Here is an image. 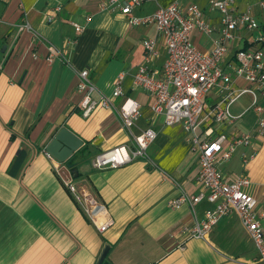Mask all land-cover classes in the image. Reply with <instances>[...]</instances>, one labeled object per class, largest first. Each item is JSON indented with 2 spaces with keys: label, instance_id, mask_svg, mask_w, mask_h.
Returning a JSON list of instances; mask_svg holds the SVG:
<instances>
[{
  "label": "crops",
  "instance_id": "0c3cea01",
  "mask_svg": "<svg viewBox=\"0 0 264 264\" xmlns=\"http://www.w3.org/2000/svg\"><path fill=\"white\" fill-rule=\"evenodd\" d=\"M108 1L0 0V264H253L256 249L235 213L221 219L207 240H186L180 232L191 225V213L186 206H170L178 191L159 170L142 159L117 169L92 167L96 155L128 145L130 137L110 111L97 108L82 117L74 71L59 58L46 61L50 45L66 49L73 67L87 69L104 94L109 95L118 74L125 73L123 92L140 105L134 132L156 131L150 158L188 194L201 191L198 151L190 147L187 152L184 131L164 126L161 117L152 115L147 94L131 91V76L143 61L142 41L155 37L154 28L130 27L118 9H104ZM148 4L153 3L143 4L133 14L147 15L162 6ZM58 5L56 19L46 22V15ZM24 17L37 38L18 30ZM72 23L83 31L77 33ZM201 39L195 36L192 43L208 51L210 40ZM234 46L230 45L231 51ZM157 51L150 66L155 72L166 59L162 38L157 39ZM249 106L236 102L232 113L244 115L232 127H216L215 133L234 129L252 133L255 115L244 121ZM62 128L78 137L82 146L67 162L58 163L49 160L44 149ZM253 146L238 147L229 161L218 166L228 181L248 176L252 184L247 191L256 198L257 209L264 211L260 188L264 139L253 140ZM253 150V159L244 165L241 155ZM64 182L104 204L113 226L99 233ZM209 207L200 203L199 217ZM261 225L264 229V220Z\"/></svg>",
  "mask_w": 264,
  "mask_h": 264
},
{
  "label": "built area",
  "instance_id": "2783aa9c",
  "mask_svg": "<svg viewBox=\"0 0 264 264\" xmlns=\"http://www.w3.org/2000/svg\"><path fill=\"white\" fill-rule=\"evenodd\" d=\"M149 2L156 3L157 0H109L104 9H118L130 27L153 26L155 37L142 41L143 61L131 76V91H143L152 99L150 111L155 117L162 118L164 126H182L187 143L198 151L197 179L201 191L197 195L188 194L150 158L148 149L156 139V131L147 128L134 132L140 105L123 92L125 73L118 74L112 92L104 94L95 86L87 69L73 67L66 49L50 45L46 61L51 63L59 58L74 71L82 117H89L97 108L110 111L119 118L130 137V145L115 146L96 155L92 167L117 169L138 159L146 161L175 185L178 197L170 202V206L174 209L186 206L191 213V225L183 227L180 235L186 240H207L221 219L235 213L256 249L257 259L253 264H264V229L261 225L264 211L257 209L256 198L247 191L252 183L246 175L228 181L218 166L229 161L238 147H251L253 140L264 139V24L259 20L264 13V0L249 5H241V0H208L205 9L196 4L173 2L159 6L147 15L133 14L135 9ZM60 11L61 6L54 7L46 15V22H53ZM72 26L77 33L83 31L79 24L72 23ZM18 30L29 31L38 37L26 17ZM193 32L210 40L208 51L192 43ZM158 38L163 39L166 59L159 72H155L150 66L158 57ZM231 44L235 45L232 51ZM231 52L233 55L228 59ZM243 95L251 98L248 110L255 115L254 131L242 133L234 129L216 134V127H232L244 115L235 116L231 111ZM119 98L121 102L117 105L115 101ZM254 151L241 155L244 165L253 159ZM44 155L54 161L45 151ZM63 184L99 233L113 226L114 220L104 204L69 182ZM260 188L264 196V180ZM204 201L210 207L199 217L196 209ZM179 249L183 250V245Z\"/></svg>",
  "mask_w": 264,
  "mask_h": 264
},
{
  "label": "water",
  "instance_id": "95a60500",
  "mask_svg": "<svg viewBox=\"0 0 264 264\" xmlns=\"http://www.w3.org/2000/svg\"><path fill=\"white\" fill-rule=\"evenodd\" d=\"M82 146V141L66 128L58 131L44 151L58 163H65Z\"/></svg>",
  "mask_w": 264,
  "mask_h": 264
},
{
  "label": "rangeland",
  "instance_id": "374dc122",
  "mask_svg": "<svg viewBox=\"0 0 264 264\" xmlns=\"http://www.w3.org/2000/svg\"><path fill=\"white\" fill-rule=\"evenodd\" d=\"M173 2H177V3H179V4H184V3H191V4H196L198 7H200L201 9H205V8H207V3H208V0H157V2L156 3H153V4H148V7L149 8H153L154 7V5L155 6H158V5H167V4H169V3H173ZM256 2V0H241V4H243V5H245V4H254ZM260 20V22H263V24H264V18H263V14H262V18L261 19H259ZM195 36H197V37H199L201 40H206L207 38L206 37H204L203 35H201L200 33H198V32H193L192 34H191V41H193V38L195 37ZM194 43V42H193ZM196 46V45H195ZM197 47V46H196ZM199 48V47H198ZM200 49V48H199ZM209 101H210V99H209ZM250 102H251V98H250V96L249 95H243L238 101H237V105H243V106H248V105H250ZM246 111V114H245V117H244V121H249V120H252L253 119V116H254V114L252 113V111H250V110H248V109H246L245 110ZM173 127H178V128H180L182 131H184L183 130V128H182V126L181 125H179V124H177V125H174ZM183 133H185V132H183ZM189 137V136H188ZM183 139H184V144H185V146L188 148V150H187V152L189 151V148L191 147V144H189V143H187L186 141H185V139L187 138V136H186V133H185V135H183V137H182Z\"/></svg>",
  "mask_w": 264,
  "mask_h": 264
},
{
  "label": "trees",
  "instance_id": "16d2710c",
  "mask_svg": "<svg viewBox=\"0 0 264 264\" xmlns=\"http://www.w3.org/2000/svg\"><path fill=\"white\" fill-rule=\"evenodd\" d=\"M72 172H73V173H75V171H74V170H72Z\"/></svg>",
  "mask_w": 264,
  "mask_h": 264
}]
</instances>
